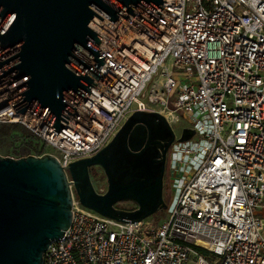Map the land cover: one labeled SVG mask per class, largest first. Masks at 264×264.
Returning <instances> with one entry per match:
<instances>
[{
	"label": "built area",
	"instance_id": "2783aa9c",
	"mask_svg": "<svg viewBox=\"0 0 264 264\" xmlns=\"http://www.w3.org/2000/svg\"><path fill=\"white\" fill-rule=\"evenodd\" d=\"M97 46L106 67L74 110L91 126L71 114L56 130L1 95L0 122L27 126L43 144L29 153L65 167L131 110L159 111L175 132L172 195L155 223L115 220L73 192L71 223L43 264H264V0H165L150 27L128 13ZM184 127L194 132L180 140Z\"/></svg>",
	"mask_w": 264,
	"mask_h": 264
},
{
	"label": "water",
	"instance_id": "95a60500",
	"mask_svg": "<svg viewBox=\"0 0 264 264\" xmlns=\"http://www.w3.org/2000/svg\"><path fill=\"white\" fill-rule=\"evenodd\" d=\"M165 0H0V95L15 111L41 117L59 130L106 67L97 46L128 13L151 26ZM193 129L184 127L178 139ZM175 132L159 111L134 110L110 140L65 167L50 152L0 153V264H43L51 241L79 202L118 221H140L166 208V154ZM99 165L106 189H95ZM122 200L133 209L118 207Z\"/></svg>",
	"mask_w": 264,
	"mask_h": 264
},
{
	"label": "rangeland",
	"instance_id": "374dc122",
	"mask_svg": "<svg viewBox=\"0 0 264 264\" xmlns=\"http://www.w3.org/2000/svg\"><path fill=\"white\" fill-rule=\"evenodd\" d=\"M131 112H132V110L130 112H128L125 117H127ZM125 117H124V120H125ZM185 124H187L186 118L180 117L179 121L174 125L176 132L179 133L181 131V127ZM25 127H27V126H25ZM30 134L32 135V133H30ZM32 136L34 137V135H32ZM20 141L21 140H18L17 138L16 139H14V138L9 139L8 137L6 138L2 134H0V142L2 143V146H0V153L2 155H9V156H13V157H18L19 155L15 154L14 149L16 147H18ZM36 141L37 140L34 141V144H37ZM38 143H39L38 146L43 145L40 143V141H38ZM90 175H91V180H92V183H93L95 189L99 192L104 191L106 189L107 183H106V178H105V175H104L102 168L99 165H95L90 170ZM167 175H168V171L165 170L164 185H165V182L166 183L169 182V181L167 182V178H166ZM171 195H172V191H171L170 182H169V187L167 186L165 192H163V197H164V200L166 203L169 202ZM117 206L123 207V208L124 207H131V209H133L136 207V203H134L131 200H122V201H119L117 203ZM166 208L160 209V210L156 211L155 213L145 217L144 219H146V221H148V222L157 223L159 220L166 217V215H167V209Z\"/></svg>",
	"mask_w": 264,
	"mask_h": 264
},
{
	"label": "trees",
	"instance_id": "16d2710c",
	"mask_svg": "<svg viewBox=\"0 0 264 264\" xmlns=\"http://www.w3.org/2000/svg\"><path fill=\"white\" fill-rule=\"evenodd\" d=\"M34 135V137L30 134ZM0 134H2L4 137L14 138L21 140L18 147L14 149V152L16 155H26L31 150H36L38 147V141L39 139L37 136L29 130L27 127L20 123H1L0 122ZM37 140V144H34V141ZM0 146H2V143L0 142ZM167 182L169 181L168 176H166ZM169 187V182L164 185V192ZM168 201V200H167Z\"/></svg>",
	"mask_w": 264,
	"mask_h": 264
}]
</instances>
